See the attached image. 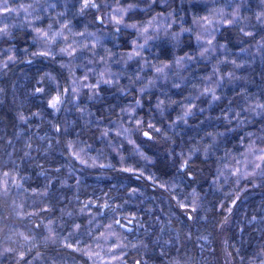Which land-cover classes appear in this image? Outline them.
<instances>
[{
  "label": "clouds",
  "instance_id": "clouds-1",
  "mask_svg": "<svg viewBox=\"0 0 264 264\" xmlns=\"http://www.w3.org/2000/svg\"><path fill=\"white\" fill-rule=\"evenodd\" d=\"M0 264H264V0H0Z\"/></svg>",
  "mask_w": 264,
  "mask_h": 264
}]
</instances>
